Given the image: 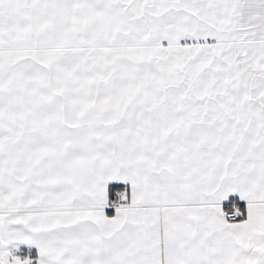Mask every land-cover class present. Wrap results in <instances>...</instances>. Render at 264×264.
Wrapping results in <instances>:
<instances>
[{
  "label": "snow or ice",
  "instance_id": "6c2138e0",
  "mask_svg": "<svg viewBox=\"0 0 264 264\" xmlns=\"http://www.w3.org/2000/svg\"><path fill=\"white\" fill-rule=\"evenodd\" d=\"M0 264H264V0H0Z\"/></svg>",
  "mask_w": 264,
  "mask_h": 264
}]
</instances>
